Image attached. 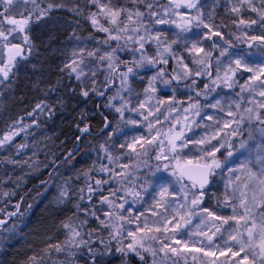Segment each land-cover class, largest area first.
Instances as JSON below:
<instances>
[{"label": "snow or ice", "instance_id": "6c2138e0", "mask_svg": "<svg viewBox=\"0 0 264 264\" xmlns=\"http://www.w3.org/2000/svg\"><path fill=\"white\" fill-rule=\"evenodd\" d=\"M81 19L92 30L87 37L78 32ZM38 29L65 34L58 71L77 81L85 99H106L112 119L102 117L104 141L94 149L107 163L94 162L74 179L57 162L74 153L39 158L35 129L55 106L41 100L26 112L30 122L6 123L0 185L19 188L25 179L9 167L27 174L51 168L41 185L55 190L51 204L64 213L53 226L63 240L49 236L26 264H107L114 255L120 264H188L189 255L192 264H264V0H0V106L17 73L40 55ZM224 88L231 91L221 95ZM77 130L78 141L91 135L87 124ZM93 172L107 178L93 183ZM15 195L0 190V197ZM22 201L15 211L0 209V251L22 232Z\"/></svg>", "mask_w": 264, "mask_h": 264}, {"label": "trees", "instance_id": "16d2710c", "mask_svg": "<svg viewBox=\"0 0 264 264\" xmlns=\"http://www.w3.org/2000/svg\"><path fill=\"white\" fill-rule=\"evenodd\" d=\"M58 15H60L63 19H71L70 14L66 12H61ZM80 23L81 26L78 29L79 34L81 36H87L92 31L90 26L83 19H81ZM47 33H50V30H40V40L41 36L43 37ZM32 35L39 45L40 53L39 61H35V63H47L43 65V69L47 70L50 68V63H55L54 56L56 55V50L52 49L56 48L55 45L60 44L59 40L65 35H61L57 32L54 35L51 33V35H49L52 37L51 41L45 40L43 43H39V38L35 32H33ZM94 35L97 34L95 33ZM49 36L47 39H49ZM51 51L53 53H51ZM60 85V90L63 91V82ZM78 90L79 88L77 87V92ZM63 93H65V91H63ZM67 99V103H70L69 97ZM44 101H46V99H44ZM96 102L97 100L94 97H90L88 100L83 101L78 94L76 95L77 112L74 115L78 118L79 114L83 113L84 116L83 121L78 119L77 124H79L80 127H84L85 124L89 125L91 135L82 136L79 140V151L74 154L72 160L68 161V163H64L61 159L57 161L60 166V173L64 174L65 177H72L74 179L77 173H82L83 171L92 168L94 162H96L97 167H99L100 163H103V161L97 160V156L93 155V152H95L94 149L98 147L100 139L102 138L101 129L104 124L102 117H99L97 114ZM65 104V101L62 102V106H65ZM99 109L101 108L99 107ZM89 111L91 112V115H87ZM103 114L104 116H108L109 120L112 119L111 113L109 114L107 111H103ZM48 127L49 126H45L42 130H47ZM57 130L62 133L65 129L60 126ZM35 137V142L40 145L41 149H44V151L47 152V159H45L44 151L41 152L39 157L41 161H44V163H47L54 156L62 157L64 155L66 151L64 146L62 144H57L52 138H50L49 135L45 134L42 137L37 134ZM49 138L50 140H48ZM32 143L33 140H30V147ZM30 155L31 151L29 149L25 158ZM8 171L13 175V178L16 176H24L25 179L21 182L19 188H16L15 185L12 184L0 185V190L12 189L16 192V195L10 198L0 197V209L13 211L15 209L14 205L20 201L21 197H23L20 211L24 213V215L26 214V216L24 219V225L21 227L22 232H20L18 237L11 240L10 246L7 249L0 251V260L5 261L6 264H26L27 258L30 255L41 251L49 236L52 238L53 242H56L57 239L61 241L63 240V235L55 231L53 226L58 224V220L63 217L64 213L57 212L53 209L51 204L52 196L55 191L53 188L49 187L47 191L44 190L42 192L43 187L36 186L37 183L47 181L49 179L48 173L52 172L51 168L42 167L41 170L35 174H27L29 173L28 169H24L22 172L19 168L13 170L11 167H9ZM3 174L4 168L0 165V179H3ZM103 176L104 174L102 173L93 172V183L95 179H102ZM76 186H84V177L82 175ZM85 195H87L86 192ZM98 200L99 194L93 197V203L98 204ZM84 203L87 204V200H85ZM28 205H31V208H29ZM89 221L90 227L91 222H94V220L89 218ZM190 263L191 262L188 264ZM107 264H120L119 257L110 258Z\"/></svg>", "mask_w": 264, "mask_h": 264}, {"label": "flooded vegetation", "instance_id": "af4514ba", "mask_svg": "<svg viewBox=\"0 0 264 264\" xmlns=\"http://www.w3.org/2000/svg\"><path fill=\"white\" fill-rule=\"evenodd\" d=\"M32 64H34L35 67L38 64L42 65V63H32ZM40 76L41 75H38L36 69H34L33 66L31 67V65L27 66L26 70H22L17 73V77L13 83V90L7 94V99L4 101L3 105L0 106V118L4 119L5 121L4 124H2L0 127V134L3 133V130L6 127V123L10 122L12 117L23 116L26 123L30 122L29 118L26 115V112L30 111L34 107L35 103L44 100V97L46 96L47 93H49V95L52 96L51 94L52 92H49L48 89L49 87H55L54 84L53 86L52 85L49 86L46 91L45 80L41 83V85L39 83ZM70 86L73 87L72 80H70ZM36 87H38L37 92L28 94V96L32 95V98H28V100L19 99L22 93H27L29 91H32ZM64 94H65V99H67V93ZM70 102H72L70 105V115H71L70 118H68L66 113L63 116H61L60 112L58 111L55 113L52 119L48 120L50 127H48L47 130L43 131L42 128L45 126L46 120L43 116H40L39 119L43 121V123H41L38 129H35V136L36 134H38L39 136L43 137L45 134H47L51 137H55L56 135H58V133H60L57 130L58 127L62 126L65 129L62 134L66 135L68 132H70L69 141L71 144L75 142L76 137L78 136V132L76 125V118L74 115L76 114V110H77L74 92L73 95L72 92L70 93ZM15 104L17 107H22V108H25L29 105L31 106L23 115H16V114H12L10 111ZM21 142H24L23 135L17 137L15 141L16 144H19ZM65 143H67L66 139H65Z\"/></svg>", "mask_w": 264, "mask_h": 264}, {"label": "rangeland", "instance_id": "374dc122", "mask_svg": "<svg viewBox=\"0 0 264 264\" xmlns=\"http://www.w3.org/2000/svg\"><path fill=\"white\" fill-rule=\"evenodd\" d=\"M221 12H222V10H221ZM245 16H247V13H245ZM217 22L219 23L220 20L218 19ZM52 31H53V30H50V33H47V34L44 35L43 37L41 36V40H40V32H38V33H37V37L39 38V43H43L45 40L48 41L49 39H47V37H48L49 35H51V33H52V35L56 34V32L59 33V34H61V35H65L62 31H59V30H57V31H53V32H52ZM96 34H97V35H95V36H96V39H98V40H103V38H104V34H103V33H96ZM41 35H42V34H41ZM88 35H89V34H88ZM88 35H87V36H88ZM87 36H83V37H87ZM44 38H45V39H44ZM64 39H65V36L59 40V43H60V44L55 45L56 48H55V49H52V50H56V52H55L56 55L54 56V60H55V64H56V66H57V70H58V66H60V67L63 66V61L66 59V56H65L64 54H62V52L60 51V49L63 48V43H62V42L64 41ZM58 45H59V46H58ZM92 46H94V45H91V44L89 45V47H92ZM181 51H182V49H181ZM51 53H53V52L51 51ZM31 60H32V63H33V61H34V56L31 57ZM186 62H187V61H186ZM30 65H31V67H32L33 64H29L28 66H30ZM40 68H41V66H40V64H39V68H37V66H36L34 69H36V71H38ZM169 70H170V69H169ZM58 72H59V71H58ZM59 74H60V75H59ZM59 74H58V79H62V82L66 84V86H67V88H66L67 93L74 92L73 89H72V87H70V80H69V78H68L66 72H65V73H60V72H59ZM237 78H238L239 82H240L241 84H243V83H244V80L247 78V74H245L243 77L238 76ZM101 79H102V77H101ZM71 80H72L73 86H74V85H77V81H76L74 78L71 79ZM146 82H147V80L145 79L144 84H146ZM144 84H140L139 82L133 84V88H134L137 92H141V98H143L142 88L144 87ZM52 86H53V85H52ZM54 86L57 87L58 89H60V86H61V85H60V84L57 85V81H56V82L54 83ZM117 86H118V83H117ZM48 87H49V86L46 85V91H47ZM78 88H79V87H78ZM79 91H80V89L78 90L77 94H78V96L81 97V99H82L83 101H84V100H88L90 97H94V96H91V95H90L89 98L85 99L84 97H82L81 95H79ZM218 91H220V90L218 89ZM230 91H231V90L224 88L223 91L221 92V95H223V92H230ZM235 91H239L238 87L235 89ZM75 95H76V94H75ZM158 95H159V94H158ZM54 97H56V96H54ZM58 97H60V95H59ZM94 98H96V97H94ZM178 99H187V97H186V96H179V95H178ZM56 101H57V100H56ZM105 103H106V99H103V100H102V103H101V109H102L103 111H107V112L110 114L111 111H110L109 109L105 108V106H104ZM133 103H136L135 98H133ZM153 103H155V100H153ZM54 115H55V112H54ZM54 115H53L52 117H49L48 114L45 113V114H44V117H45L46 119H52V118L54 117ZM82 115H83V113H80L79 116H78V119H81V116H82ZM87 115H91V112L89 111ZM45 123H46V122H45ZM136 134L139 135L140 133H136ZM103 141H104V136H103V134H102V138L100 139L99 144H100L101 142H103ZM76 144H77V142L75 141V146H76ZM93 155L97 156L98 154H97V152L95 151V152H93ZM122 162H123V163H127L128 161H127V160H124V161H122ZM103 163L106 164L107 161H106V160H103ZM106 178H107V177H106L105 175L102 177V179H106ZM103 187H104V194L107 195V194H108V185H104ZM214 190H215V189H213V191H214ZM207 203H208L209 205H212V206L214 207L216 201H215L214 199H209V200H207ZM97 207H99V204H97ZM146 207H147L146 205H145L144 207H141L140 204H137V205L134 206V208H138V209H140L141 211H145ZM134 214H135V213H134ZM145 215H149V213H147V212L145 211ZM24 219H25V218H23V221L21 222V227L24 225ZM142 219H143V218H142ZM95 225H96V222H95V221H94V222H91L90 227H94ZM126 227H129V228H135V225H134V224H133V225H126ZM19 235H20V233H18V235H17L16 237H18ZM104 236H105V239L108 238L107 232L104 233ZM113 258H117V256L114 255ZM190 259H191V255L188 256V263L191 262L190 264H192V261H191ZM181 264H182V262H181Z\"/></svg>", "mask_w": 264, "mask_h": 264}, {"label": "bare ground", "instance_id": "6f19581e", "mask_svg": "<svg viewBox=\"0 0 264 264\" xmlns=\"http://www.w3.org/2000/svg\"><path fill=\"white\" fill-rule=\"evenodd\" d=\"M33 56H34L33 63H35V61L38 62L39 61V56H37L35 54ZM44 64H47V63H42V65H40L41 68L37 71V74L41 75L39 83L41 85V83L45 80V85L51 86L58 80L59 72L57 70V66H56L55 63H50L51 64L49 66L50 68H48L47 70L43 69V65ZM37 68H39V64L37 65ZM37 91H38V87H36L34 90L29 91L27 93H22L20 95L19 99L20 100H28V98H32V95L28 96V94L33 93V92L35 93ZM51 94H52V96H50L51 100H50V102H48V104L55 106L54 112L56 113L60 109L59 112H60L61 116H63L66 113L68 118H70V116H71L70 115V105H71L72 102H70L67 106H62V107L59 108L60 105L56 104L57 97L60 95V98H62V102H64L65 101V94L60 89H58V91H56V92H52ZM54 96H56V97H54ZM30 106L31 105H29V106H27L25 108H22V107H17L16 104H15L11 108L10 111H11L12 114L23 115L30 108ZM96 111H97V114H98L99 117L103 116V112H102L101 109H97ZM77 121H78V118H76V123H77ZM4 122H5L4 119L0 118V127H1L2 124H4ZM62 133H58V135H56L55 137H51L50 136V138H52L57 144H62L64 146V148L66 150L64 154H67L69 152H73L72 145H71V143L69 141L70 132H68L66 135H64ZM50 138L48 140H50ZM65 139L67 140V143H65Z\"/></svg>", "mask_w": 264, "mask_h": 264}, {"label": "water", "instance_id": "95a60500", "mask_svg": "<svg viewBox=\"0 0 264 264\" xmlns=\"http://www.w3.org/2000/svg\"><path fill=\"white\" fill-rule=\"evenodd\" d=\"M101 100H102L101 98H98V104L100 103ZM79 136H81V134ZM78 147H79V144H77V146L73 149V152L72 153H75L76 152V149H78Z\"/></svg>", "mask_w": 264, "mask_h": 264}]
</instances>
